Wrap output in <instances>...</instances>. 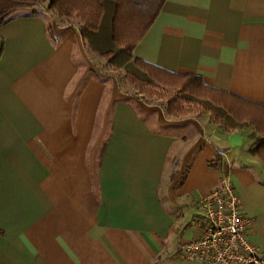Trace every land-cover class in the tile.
I'll use <instances>...</instances> for the list:
<instances>
[{"label":"crops","instance_id":"crops-1","mask_svg":"<svg viewBox=\"0 0 264 264\" xmlns=\"http://www.w3.org/2000/svg\"><path fill=\"white\" fill-rule=\"evenodd\" d=\"M11 15L0 27V264H201L181 248L224 174L264 264L252 128L232 147L234 132L166 118L93 72L79 24L50 34L43 14ZM132 56L264 106V0H164Z\"/></svg>","mask_w":264,"mask_h":264},{"label":"trees","instance_id":"trees-1","mask_svg":"<svg viewBox=\"0 0 264 264\" xmlns=\"http://www.w3.org/2000/svg\"><path fill=\"white\" fill-rule=\"evenodd\" d=\"M164 0H48L50 9L59 16L80 19L79 33L84 45L94 53L106 57L107 63L123 68L125 79L137 88L161 84L179 89L178 96L169 95L167 110L186 113L174 108L177 101L191 103L196 100L219 128L232 133L250 127L252 143L249 152L264 157V106L206 87L200 78L190 74H177L134 58L132 49L157 15ZM25 5L21 1L0 0V27L12 19L10 10ZM35 11L26 15H37ZM141 27L140 22L143 21ZM136 25L137 33L131 28ZM51 34L50 25L47 26ZM133 34V35H131ZM97 75V74H96ZM175 100V101H172Z\"/></svg>","mask_w":264,"mask_h":264},{"label":"built area","instance_id":"built-area-1","mask_svg":"<svg viewBox=\"0 0 264 264\" xmlns=\"http://www.w3.org/2000/svg\"><path fill=\"white\" fill-rule=\"evenodd\" d=\"M198 206L199 235L181 248L187 258L201 264H263L258 247L248 237L250 220L228 175L220 177Z\"/></svg>","mask_w":264,"mask_h":264},{"label":"rangeland","instance_id":"rangeland-1","mask_svg":"<svg viewBox=\"0 0 264 264\" xmlns=\"http://www.w3.org/2000/svg\"><path fill=\"white\" fill-rule=\"evenodd\" d=\"M13 1H21L24 2L25 5L22 6H15L14 9L10 10V14L14 13H26V12H32L35 11L38 14H43L46 16L48 25L52 26L55 24H65V23H75V24H81V21L79 18L72 16H59L55 10L50 9L48 6V0H13ZM145 21V18L143 19L141 24V27L143 25V22ZM139 26L134 25L131 28L132 33H137ZM133 35V34H131ZM87 58L89 61V65L91 66L93 72L100 74L101 76H104L107 80H114L118 86V88L124 92L128 93L137 100L141 101L145 104H152L157 108L162 109L164 116L166 118L170 119H181L186 117H199L204 122H208L211 124L217 125L214 121V118L210 116V114L207 113V111L200 106V104L194 100L191 103L183 102V101H177V103L174 105V108H183L186 113L182 114L181 112L172 111L170 113L167 110V99L169 95L178 96V90L177 87H168L161 84H153V85H146L144 89L141 90V88L135 87L133 84L129 83L128 80L125 79V71L123 68H117L115 66L110 65L106 61V57L99 55L98 53L91 52L89 49H86ZM86 59V56H85ZM175 101V100H172ZM218 126V125H217ZM219 128V126H218ZM217 138V137H216ZM216 138L213 139V142L216 144L224 145L221 142V140H217ZM239 150V149H238Z\"/></svg>","mask_w":264,"mask_h":264},{"label":"water","instance_id":"water-1","mask_svg":"<svg viewBox=\"0 0 264 264\" xmlns=\"http://www.w3.org/2000/svg\"><path fill=\"white\" fill-rule=\"evenodd\" d=\"M227 140H228L229 145L232 147H238L242 145V139L240 135L236 132L230 134Z\"/></svg>","mask_w":264,"mask_h":264}]
</instances>
